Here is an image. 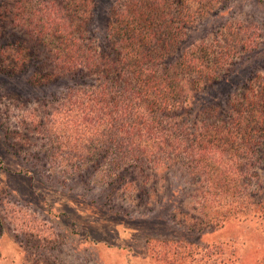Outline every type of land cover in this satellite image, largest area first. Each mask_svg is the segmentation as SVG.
Masks as SVG:
<instances>
[{
    "label": "trees",
    "instance_id": "1",
    "mask_svg": "<svg viewBox=\"0 0 264 264\" xmlns=\"http://www.w3.org/2000/svg\"><path fill=\"white\" fill-rule=\"evenodd\" d=\"M28 1H16V16L31 31L23 39L33 41L6 54L11 65L2 60L1 68L17 79L4 85L19 95L33 82L72 81L64 93H51L48 141L71 148V159L106 172L112 183L136 172L135 193L138 173L148 172L141 202L150 219L173 226L178 217L196 233L230 218L256 216L264 225V86L245 81L232 91L255 36L224 25L186 42L223 0ZM180 170L193 186L174 202L183 188L170 179ZM160 182L170 183V194L154 201ZM167 242L172 253H187L171 262L160 257L161 264H193L194 243ZM214 252L204 251L206 264H218ZM230 258L225 264H234Z\"/></svg>",
    "mask_w": 264,
    "mask_h": 264
},
{
    "label": "rangeland",
    "instance_id": "2",
    "mask_svg": "<svg viewBox=\"0 0 264 264\" xmlns=\"http://www.w3.org/2000/svg\"><path fill=\"white\" fill-rule=\"evenodd\" d=\"M16 1L0 0V264H161L160 257L171 262L187 253L183 249L172 253L165 246L172 240L194 243L193 264L208 262L203 256L206 250L215 251L212 258L218 264L228 263L230 257L234 264H256L264 257V225L258 217L230 218L198 233L187 230L178 217L171 218L173 226L161 217L150 219L141 202L152 183L148 172L138 173L141 185L135 193L130 180L136 172L126 173L122 184L112 183L106 172L71 159V148L57 149L55 142L48 141L53 135L48 132L49 121L56 115L51 93H64L72 81L33 82L23 95L4 85V80L17 79L3 73L2 60L10 66L6 54L33 41L22 37L30 35V29L26 21L17 19ZM29 10L30 3L28 16ZM237 24L241 25L238 34L253 33L256 44L243 55L233 93L243 90L245 81L264 86V0H223L186 36L191 42L224 25L237 30ZM22 75L28 78L26 72ZM177 177L170 183L183 188L173 200L181 202L193 184L183 170ZM170 183L156 184L160 191L152 199L167 198Z\"/></svg>",
    "mask_w": 264,
    "mask_h": 264
}]
</instances>
